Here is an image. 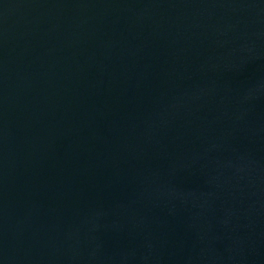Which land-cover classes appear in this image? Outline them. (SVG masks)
Segmentation results:
<instances>
[{
    "label": "water",
    "instance_id": "95a60500",
    "mask_svg": "<svg viewBox=\"0 0 264 264\" xmlns=\"http://www.w3.org/2000/svg\"><path fill=\"white\" fill-rule=\"evenodd\" d=\"M0 264H264V0H0Z\"/></svg>",
    "mask_w": 264,
    "mask_h": 264
}]
</instances>
